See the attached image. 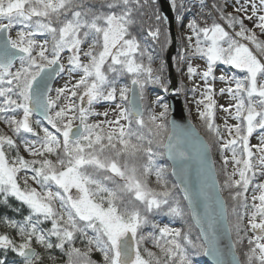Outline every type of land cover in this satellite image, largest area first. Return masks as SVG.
Segmentation results:
<instances>
[{
    "label": "snow or ice",
    "instance_id": "1",
    "mask_svg": "<svg viewBox=\"0 0 264 264\" xmlns=\"http://www.w3.org/2000/svg\"><path fill=\"white\" fill-rule=\"evenodd\" d=\"M156 3L106 0L107 10L98 11L85 0H0V121L19 139L18 143L0 133V203L6 205L13 197L28 209L20 221L0 218L19 237L17 242L0 234V250L17 254L21 264L42 260L33 243L45 250L59 249L67 264H94L93 250L102 254L103 264H193L191 257L197 253L212 256L216 264H239L234 251L232 261L223 258L213 219L208 218L210 232H206L205 219L193 214L201 229L195 240L190 229L160 226L151 219L162 214L182 220L185 215L180 201L168 190L164 169L156 165L159 153L154 146H162L174 161L188 159L177 129L164 141L167 105H161L164 110L159 115H145L146 86L159 84L160 76L154 75L153 57L132 28L137 24L136 14H145L139 10ZM235 5V12L242 16L225 14L222 6L213 5L231 32L219 22H205L203 27L189 22L187 45L176 59L187 62L189 79L197 75L192 60L206 62V70L200 73L205 90L197 102L203 105L199 118L219 147L223 187H218L214 165L206 167V174L213 188L218 192L227 189L236 202L232 209L236 219L231 223L223 200H219L224 230L236 235L231 248L242 244L251 231L246 264H264V181L258 182V177H264V40L255 31L264 35V0H235ZM171 6L176 10L183 2L171 0ZM153 17L156 23L148 27L147 37L159 42L160 25L166 18L158 11ZM245 20L253 23L252 29ZM17 25L21 30L13 38L11 32ZM37 37L44 39L41 42ZM168 43L165 34V45ZM64 53L69 54L67 71L79 73V79L57 88L53 97L48 80L65 71L61 63ZM218 64L243 73L241 78L218 77L234 84L220 89L221 95L227 93L235 101L227 108L221 106L222 110L237 121L232 125L225 121L223 131L215 123L216 101L209 83L210 78L217 79L214 70ZM125 77L130 86L121 84ZM129 93H134L132 99ZM101 102L114 105L115 119L89 122L93 116H108V112L95 111ZM20 113L22 118L17 119ZM34 113L42 114L55 132L40 128L39 120L35 122L39 131L33 128ZM254 134L257 144L250 142ZM21 147L31 159L21 155ZM202 149L207 153L208 145L203 144ZM201 166L205 168L203 157ZM153 175L159 191L150 187ZM184 199L189 205L193 202L187 188ZM47 223L50 227H41ZM146 227L151 231L145 232ZM77 240L84 250L75 246ZM149 242L158 251L144 247ZM0 264L5 260L0 259Z\"/></svg>",
    "mask_w": 264,
    "mask_h": 264
},
{
    "label": "trees",
    "instance_id": "2",
    "mask_svg": "<svg viewBox=\"0 0 264 264\" xmlns=\"http://www.w3.org/2000/svg\"><path fill=\"white\" fill-rule=\"evenodd\" d=\"M187 0H184V6L182 7L181 13L179 14L182 18H181V22L184 20H187L188 18H190L191 20H194L196 18V20L198 21V23L200 24L199 26L203 27L205 26V22L209 21L210 23L213 22H219L222 24V26H224L226 28V30L228 31H232L231 29H227L226 23L224 21H221L219 19L220 13L217 11V8L213 7V5H219L222 6L223 11L225 14H228V12L226 11V2L228 0H204V3L201 5H192V4H188L186 3ZM106 0H85V3L94 7L96 10L98 11H106L107 9L104 7ZM170 4H171V0H170ZM173 12L174 9L172 8ZM140 12L145 13L144 15H140L139 12L136 14V19H137V24L133 26L132 28V32L134 35H137L138 39H140L142 47L146 50V52L151 55L153 57V64L152 67L154 69V75H158L160 76V78H165L166 80V84L168 85V80L166 79V73H167V64H166V54L171 42V34L169 33V29H168V24L167 21L165 20L164 23H162L160 25L161 27V37H160V41L159 42H154L153 40H151V38L147 37V30L148 27L150 25L154 26L155 25V20L153 17V13L158 11L160 16L164 18L162 12H161V8H160V4L157 0V3L155 5H150L149 7L139 10ZM232 15H236L235 13H231ZM149 17H153L152 19H149ZM14 28H20V25L15 26ZM177 33H181L182 32V25L178 23L177 26ZM238 30V28L236 29ZM165 34L168 37L169 43L167 45H165ZM259 36V33L257 34ZM44 39V37H37V39ZM259 38L261 40H264L263 38H261L259 36ZM179 43L177 45V48L175 50V53L173 54V60L175 61V65L177 66H181L184 63H186V61L184 62H178L177 61V57L180 54L181 51H183V49L186 47L187 45V41L185 40V38H183L181 35H179ZM145 62H147V59L145 57ZM221 68L224 72L228 73L230 77L235 76L236 78H241V76L243 75V73H240L238 70L231 68V66L228 65H222V64H218L216 65V68ZM67 68H68V64H67ZM215 73V70H214ZM79 74V73H76ZM121 84H129L130 86V81L128 80V78H122L121 79ZM166 85V86H167ZM161 86L160 83L159 84H149L146 86L145 89V96H146V100H145V115H147L149 112H152V107L150 105L149 102V98L147 97V92L149 89L153 90V91H161ZM187 88V89H186ZM186 90H191L188 86L185 87ZM178 93H180L178 91ZM125 106H128L127 102H124ZM235 104V103H234ZM11 115V114H9ZM33 116L36 118V121L39 120L37 119V117L33 114ZM19 119V118H17ZM40 121V120H39ZM40 128H44L47 127L49 129V131L55 132L54 129L51 128V125H49L47 122H42L40 121ZM164 123L168 124V119L166 121H164ZM215 123L220 126L221 131H223V124H219V117L215 108ZM195 126L197 127V129L200 131V133L204 136V138L206 139V141L208 142V145L210 146L212 155L214 156L217 152H219V147L217 145V143L215 142L214 138L212 137V135L203 127L202 121L200 120V118L198 119L197 124H195ZM34 128H37V125L35 123ZM37 130L39 131V129L37 128ZM169 130V127H168ZM0 133H3L5 135L11 136L13 139H17V142L19 143V139L15 136V134L12 132L11 128L5 124L3 121H0ZM167 133H164V141L165 138L167 137ZM22 135H26V134H22ZM42 135V133H41ZM28 138H33V137H28ZM154 149L157 153H159L156 157H155V162L156 165L163 168L164 169V179L167 182V187L168 190L172 193L173 198H175L176 200L180 201L181 207L184 210V218L182 220L180 219H173L172 217L169 216H165L162 214H157L153 217H151L152 220H154V222H156L157 224H159L160 226H164L167 225L171 228H179L182 231H188L189 229L191 230V236L192 238L195 240L198 236L199 233L196 229V227L194 226L192 219L190 217L188 208L185 205L184 202V198L182 196V194L179 192L175 182L173 181L171 174H170V167L168 162L165 159L164 156V148L161 146L159 148H156L154 146ZM21 155H23L22 150H21ZM26 159H31L30 156H25ZM53 159H55V157H52ZM143 162V161H141ZM215 170H216V174H217V178H218V182H219V187L222 188L223 184H224V180H225V175H224V169H223V161H220L218 163L215 162ZM228 172L229 171V166H228ZM29 175H31V173H29ZM259 182V181H258ZM21 183H23L21 181ZM149 184L150 187L156 189L157 191L160 190V186L156 184L155 182V176H151L149 178ZM32 187L37 188V190H39V185H37L36 183L30 184ZM251 189V188H250ZM224 197L225 203H226V208H227V219L229 222L231 223H235V216L232 214V209L233 207L236 205V202L233 201L231 199V196L229 194V191L227 189H224L223 191H220ZM248 197H249V192L247 193ZM28 215V209L26 206L21 205V203L17 200H15V198L13 197H9L8 198V203L2 204L0 203V218H10V219H14L17 221H20L23 219L24 216ZM41 227L44 228H48L50 227V223L41 225ZM145 232H149L151 231L150 227H146L144 229ZM8 234L11 238H13L14 240H16L17 242H19V237L16 235L15 230L13 229H9L7 228L4 224L0 223V234ZM91 235V233H89ZM233 242L236 240V235L233 232L231 234ZM250 237L249 231L247 232L244 242L242 244H237L235 249L238 253L237 256H239L240 259V263L241 264H246V253L248 252V244H247V238ZM55 238H53L54 240ZM76 247L81 248L82 250H84V244H82L79 240L76 241L75 244ZM33 247L36 249V251L38 253H40L42 260L39 262V264H67V257L59 250V249H51V250H45L42 247H40L39 245H36L35 243H33ZM144 247L149 248L152 251H158L157 249H155L153 247V245L149 242L146 243L144 245ZM0 259H4L5 260V264H21V259L17 254L11 252L10 250L5 253L4 251L0 250ZM91 259L94 262V264H103V256L101 253L93 250L91 253ZM193 264H209L204 255L201 253H197L196 255H193L191 257Z\"/></svg>",
    "mask_w": 264,
    "mask_h": 264
},
{
    "label": "water",
    "instance_id": "3",
    "mask_svg": "<svg viewBox=\"0 0 264 264\" xmlns=\"http://www.w3.org/2000/svg\"><path fill=\"white\" fill-rule=\"evenodd\" d=\"M161 8V12L166 18L168 24L169 33L171 34V39L173 40V45H175V21L174 14L172 10V6L170 4V0H158ZM58 74L52 75L48 80L49 86L52 88ZM134 93H129V98H133ZM168 107L170 110V115L168 118V133L172 134L173 128L177 129L176 136L179 137L181 146L183 150L188 155V159L185 161H174L169 159L168 155L164 149V156L166 161L168 162L170 167V174L175 182L179 192L182 194L184 198V189L187 188L188 191L193 196V202L189 205V202L184 199L185 205L188 208L190 217L194 226L196 227L199 236L201 233V229L196 226L195 221L193 219V214L199 215L200 217L205 219L204 229L206 232H210L208 229L207 220L211 218L215 221V227L219 234L218 245L223 253V258L225 261L233 260V251L235 254V259L239 261L240 259L236 249L231 248V244L233 243L232 236L227 234L224 230V221H223V211L222 207L219 203V200H223V207L226 208V203L222 193L216 190V188L212 187V182L208 179L206 174V167L209 165H214L215 168V160L214 156L211 155V149L208 145V142L204 138V136L197 129L195 124L191 121L189 116L187 115L186 108L184 106L183 100L181 96L177 93H169L168 95ZM43 122H46L42 114L34 113ZM182 130V131H179ZM167 137L165 138V143H167ZM175 142V137L174 141ZM208 145L207 153H203L202 145ZM205 161V168L201 166V159ZM215 179L218 182L216 170H215ZM219 187V182H218ZM227 210V208H226ZM207 214V215H206ZM203 237H201L202 241ZM206 261L209 264H216V261L212 256H205Z\"/></svg>",
    "mask_w": 264,
    "mask_h": 264
},
{
    "label": "rangeland",
    "instance_id": "4",
    "mask_svg": "<svg viewBox=\"0 0 264 264\" xmlns=\"http://www.w3.org/2000/svg\"><path fill=\"white\" fill-rule=\"evenodd\" d=\"M183 2V6H184V0H182ZM241 3H243V0H241ZM257 3H259V0H257ZM238 6L235 5V0H228L226 2V11L228 13H235L236 15H243L242 13H236L234 8ZM182 8H178L176 10H174V21H175V27L177 29L178 26V22H180L179 24L182 25V32L181 33H177L176 30V35H175V45H173V40L171 39L167 54H166V64H167V73H166V79L168 80V85L166 84V80L165 78H160V86H161V91H153L151 89L148 90L147 92V97L149 98V102L150 105L152 107V112L156 113L157 115H159L160 112H162L164 109L161 107V105H168V100H167V95L169 94L168 90L169 88L171 89V94L173 93H178V91L180 93V96L183 100L184 106L186 108L187 114L189 116V118L191 119V121L194 124H197L198 119H199V112L203 110V105H198V101L202 98L201 97V92H203L205 90V85L203 83V81L200 78V73H202V71L206 70V62L202 59L199 58H194L192 60V65L193 67L197 68V75L194 76L192 79L188 78L187 75V62L184 63L183 65H181L180 67L175 65V61L173 60V54L175 53V50L177 48V45L179 43V35H181L183 38H186V36L190 35V31L187 27L188 23L193 21L190 18H188L187 20H184L181 22V16L179 15L181 13ZM248 14H251V7L250 5L248 6ZM179 17V19H178ZM198 25H200L198 23L197 20H194ZM245 24L248 28L252 29L253 28V23L245 20ZM21 30L20 28H13L11 35L13 36V38H15V34L17 31ZM256 33H259V36L261 38L264 39V35H260V31L259 29H255ZM39 41H43V39H39ZM186 40V39H185ZM84 50H86V46L84 47ZM68 53H64L62 54V59H61V63H63L65 65V71L60 73L58 75V78L55 82V84L53 85L52 88V92L50 93V95H52L53 97L55 96V90L57 88H62L65 86L66 83H69V81L74 84L78 79H79V74L76 73H72L70 74L67 71V60H68ZM82 59L86 61V58H84L82 56ZM18 66V64H17ZM214 75L217 77V79L215 81H212L211 78L209 80V83L212 84V87L214 89L213 92V99L216 101V111L219 117V124H223L225 123V121H227L228 124L232 125L235 124L237 121H235L234 119L231 118V115L229 113H226L222 110L221 106H224L225 108L229 107V105H234L235 101L227 94H220V89L221 88H227L228 86H232L234 87V84L229 85L226 84L224 82H221L218 77L221 75H225L229 78H231L229 76L228 73L224 72L221 68H216L215 69V73ZM243 76V75H242ZM241 76V77H242ZM171 83H174V85L172 86ZM167 85V86H166ZM189 87L191 90H186L185 87ZM193 87H197V91L195 93H193L192 89ZM165 89H167V91H165ZM119 102V101H117ZM205 103H207V101H205ZM168 107V106H167ZM95 111L98 113H103V112H108V116L104 117V116H93L89 118V122L94 123L97 121H103L105 119H115L116 116V109L114 108L113 104H109L108 102H101L95 105ZM231 112L234 113L235 109L232 108ZM170 115V110L168 107V112H167V119L169 118ZM17 118H22V113L17 114ZM166 119V120H167ZM32 120V126L34 128L35 126V122H36V118L34 116L31 117ZM31 139H35L34 137ZM251 144H257L259 141L257 139V135L254 134L253 137L250 140ZM22 153L24 156H27L28 154L25 153L23 151V147H21ZM214 160L216 163L222 161L220 152H217L214 155ZM229 171L231 172L232 169V164L229 163ZM23 175V174H22ZM238 178V177H236ZM22 181V180H21ZM258 181H264V177H258ZM23 182V181H22ZM29 184H35L33 181L29 180ZM253 192L252 189H249V202H251V196H252ZM247 221L245 220V225H246ZM250 237L252 236L251 231H249Z\"/></svg>",
    "mask_w": 264,
    "mask_h": 264
},
{
    "label": "built area",
    "instance_id": "5",
    "mask_svg": "<svg viewBox=\"0 0 264 264\" xmlns=\"http://www.w3.org/2000/svg\"><path fill=\"white\" fill-rule=\"evenodd\" d=\"M193 1H195V3L197 2V3H200L201 2V0H193ZM207 23H208V21H207Z\"/></svg>",
    "mask_w": 264,
    "mask_h": 264
},
{
    "label": "bare ground",
    "instance_id": "6",
    "mask_svg": "<svg viewBox=\"0 0 264 264\" xmlns=\"http://www.w3.org/2000/svg\"><path fill=\"white\" fill-rule=\"evenodd\" d=\"M171 85L173 86V85H174V83H171Z\"/></svg>",
    "mask_w": 264,
    "mask_h": 264
}]
</instances>
